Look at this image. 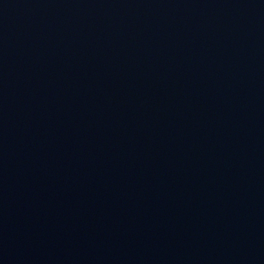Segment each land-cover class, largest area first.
<instances>
[{
  "label": "water",
  "instance_id": "obj_1",
  "mask_svg": "<svg viewBox=\"0 0 264 264\" xmlns=\"http://www.w3.org/2000/svg\"><path fill=\"white\" fill-rule=\"evenodd\" d=\"M0 264H264V0H0Z\"/></svg>",
  "mask_w": 264,
  "mask_h": 264
}]
</instances>
